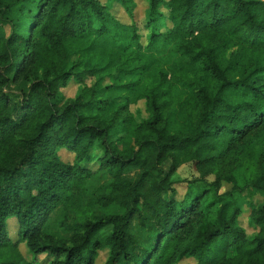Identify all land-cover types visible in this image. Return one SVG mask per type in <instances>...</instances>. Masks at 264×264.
<instances>
[{
  "label": "trees",
  "instance_id": "obj_1",
  "mask_svg": "<svg viewBox=\"0 0 264 264\" xmlns=\"http://www.w3.org/2000/svg\"><path fill=\"white\" fill-rule=\"evenodd\" d=\"M146 2L0 0V264H264V0Z\"/></svg>",
  "mask_w": 264,
  "mask_h": 264
},
{
  "label": "rangeland",
  "instance_id": "obj_2",
  "mask_svg": "<svg viewBox=\"0 0 264 264\" xmlns=\"http://www.w3.org/2000/svg\"><path fill=\"white\" fill-rule=\"evenodd\" d=\"M101 1L105 2L106 0H101ZM135 1L138 5V7L136 9L137 19L140 21V20L144 19V10L147 7V2H146V0H135ZM113 12L116 13L117 15H120L121 13H123V10L119 6H117L115 9H113ZM143 25H144V20L140 23V28H143ZM76 90H77V86L72 84L68 88L64 89L63 92L66 95V97L71 98V97H74ZM139 107L144 113V105L142 102L137 106V108H139ZM135 108L136 107H132V110L134 111ZM61 154H62V157L67 161H71L73 159V156L71 154L65 152V151H62ZM176 178L178 181L181 182L179 185L176 186V188L178 190V196L183 197L185 195V192L187 189V184H186L185 180L188 182L195 181L199 178V174L196 171L193 164H187V165H185L179 169V171L176 175ZM107 180H108L107 176H101V177L95 179L91 183V186L95 187V186L101 185L103 183H106ZM182 181H184V182H182ZM213 181H214V177H210L208 179L209 183H211ZM230 189H231V186L225 184L223 189H222V192L229 191ZM247 216H248V213L246 212L243 215V217L241 218V222H242L243 226L247 228L248 233L252 234L254 230L249 228L248 222L246 219ZM52 220L53 221H52V223H50V226H49L50 231H52V232L55 231L56 234L63 235L57 228V225L61 220L59 213L55 214L54 217L52 218ZM11 229H12V238H14V240H16L18 237L16 234L17 224L15 221H11ZM22 248H23V253H24L25 248L23 246H22ZM28 258H30V257H28ZM44 258H45V256L42 255L39 257V260L42 261ZM105 260H106V252H102L100 254L98 261H97V264H104ZM181 264H194V262L188 260V261L182 262Z\"/></svg>",
  "mask_w": 264,
  "mask_h": 264
}]
</instances>
